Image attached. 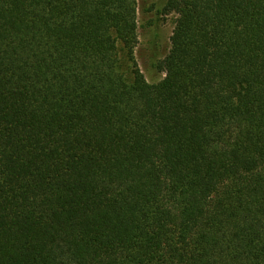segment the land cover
Wrapping results in <instances>:
<instances>
[{
    "label": "trees",
    "instance_id": "16d2710c",
    "mask_svg": "<svg viewBox=\"0 0 264 264\" xmlns=\"http://www.w3.org/2000/svg\"><path fill=\"white\" fill-rule=\"evenodd\" d=\"M0 0V264H264V0Z\"/></svg>",
    "mask_w": 264,
    "mask_h": 264
},
{
    "label": "rangeland",
    "instance_id": "374dc122",
    "mask_svg": "<svg viewBox=\"0 0 264 264\" xmlns=\"http://www.w3.org/2000/svg\"><path fill=\"white\" fill-rule=\"evenodd\" d=\"M164 0H138L139 44L136 57L140 68L151 83L164 75L158 63L168 54L174 16L163 11Z\"/></svg>",
    "mask_w": 264,
    "mask_h": 264
}]
</instances>
